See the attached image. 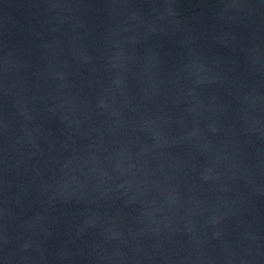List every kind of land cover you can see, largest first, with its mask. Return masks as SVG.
Wrapping results in <instances>:
<instances>
[{"label":"water","instance_id":"water-1","mask_svg":"<svg viewBox=\"0 0 264 264\" xmlns=\"http://www.w3.org/2000/svg\"><path fill=\"white\" fill-rule=\"evenodd\" d=\"M0 264H264V0H0Z\"/></svg>","mask_w":264,"mask_h":264}]
</instances>
